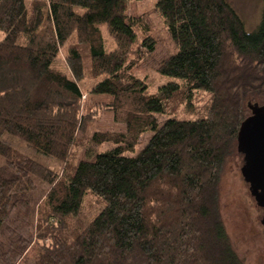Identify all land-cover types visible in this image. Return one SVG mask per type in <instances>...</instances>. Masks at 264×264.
Returning a JSON list of instances; mask_svg holds the SVG:
<instances>
[{"label":"trees","instance_id":"16d2710c","mask_svg":"<svg viewBox=\"0 0 264 264\" xmlns=\"http://www.w3.org/2000/svg\"><path fill=\"white\" fill-rule=\"evenodd\" d=\"M157 2L177 47L158 70L176 80L149 92L133 70L157 41L148 26L139 41L127 0H0L3 264H244L220 184L248 102L264 99V0L250 32L229 0ZM101 114L123 127L89 135ZM91 143L112 145L78 160ZM89 192L105 205L83 225Z\"/></svg>","mask_w":264,"mask_h":264},{"label":"rangeland","instance_id":"374dc122","mask_svg":"<svg viewBox=\"0 0 264 264\" xmlns=\"http://www.w3.org/2000/svg\"><path fill=\"white\" fill-rule=\"evenodd\" d=\"M158 0H127L128 13L131 17L138 19V37L139 41L144 38L143 29L148 26V33L153 36L156 41L157 50L140 62L133 71L138 77L144 78L149 84V92H155L162 84L176 80L174 77H169L160 74L158 67L163 60L177 51V47L168 35L166 24L160 13L157 11ZM235 10H237L245 21L246 30L248 32L254 31L261 22L263 12V0H229ZM5 33L0 31V39L4 37ZM64 51V50H63ZM65 54V51L63 52ZM90 82L84 86L90 87ZM86 93V90H84ZM87 94V93H86ZM88 101L85 99L84 104ZM255 102L264 103L262 98H252L248 102L253 105ZM248 105V107H249ZM187 107V106H186ZM248 111H252L248 108ZM187 108H193L192 105ZM185 110V111H184ZM85 112V108H84ZM110 112V111H109ZM111 113V112H110ZM182 115L185 116L186 109L182 108ZM165 118V117H164ZM160 117V119H163ZM123 127L121 123L113 122L112 116L109 114H101L98 116L96 122L88 127V134H92L97 129L119 128ZM82 134V133H81ZM152 132H148L143 136L142 142L136 146V151L129 153V155H136L141 152L143 147L151 139ZM13 143L27 154H31L38 158L41 162L47 164L60 175L63 174L65 164L57 159H50L44 156L36 155L31 150H28L24 143L13 139ZM112 144L95 145L91 143L89 148L80 149L78 152V160H87L93 158L98 153V150H106ZM244 158L237 151L233 155L222 174V181L220 184V213H222L223 223L226 225L228 235H230L231 245L235 252L242 259L244 264H264V245L260 236H264V228L261 222L263 212L259 210V205L254 200L249 189V184L242 176V166ZM46 184H40L39 189L34 191L30 198H33L34 203L38 204L42 200L43 194L47 189ZM88 198L84 205V211L80 219L84 223H90L94 217L100 213L104 208L105 202L89 192ZM92 193V194H91ZM26 260L29 264L33 263L32 257L27 256ZM0 264L3 262L0 261Z\"/></svg>","mask_w":264,"mask_h":264},{"label":"water","instance_id":"95a60500","mask_svg":"<svg viewBox=\"0 0 264 264\" xmlns=\"http://www.w3.org/2000/svg\"><path fill=\"white\" fill-rule=\"evenodd\" d=\"M249 108L252 112L242 121L237 149L244 156L242 176L258 205L264 208V103L255 102Z\"/></svg>","mask_w":264,"mask_h":264},{"label":"flooded vegetation","instance_id":"af4514ba","mask_svg":"<svg viewBox=\"0 0 264 264\" xmlns=\"http://www.w3.org/2000/svg\"><path fill=\"white\" fill-rule=\"evenodd\" d=\"M249 189H250V187H249ZM250 190H251V189H250ZM251 194H252V192H251ZM254 200H255V199H254ZM256 203H257V201H256ZM257 204H258V203H257ZM259 210L262 211V212L264 213V208H263V207L259 206ZM261 222H262V224H263V228H264V214H263V217H262ZM263 233H264V231H263ZM260 238H261V240L263 241V245H264V236H260ZM263 253H264V251H263Z\"/></svg>","mask_w":264,"mask_h":264}]
</instances>
